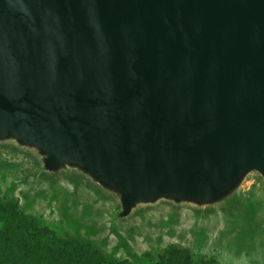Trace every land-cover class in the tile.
Returning a JSON list of instances; mask_svg holds the SVG:
<instances>
[{"label": "water", "instance_id": "95a60500", "mask_svg": "<svg viewBox=\"0 0 264 264\" xmlns=\"http://www.w3.org/2000/svg\"><path fill=\"white\" fill-rule=\"evenodd\" d=\"M116 195L228 208L264 179V0H0V142Z\"/></svg>", "mask_w": 264, "mask_h": 264}, {"label": "rangeland", "instance_id": "374dc122", "mask_svg": "<svg viewBox=\"0 0 264 264\" xmlns=\"http://www.w3.org/2000/svg\"><path fill=\"white\" fill-rule=\"evenodd\" d=\"M40 164L35 151L0 142V198L17 202L57 238L88 241L104 264H155L170 246L186 249L195 264H264V179L257 171L231 207L159 200L113 222L116 195L77 174L50 176Z\"/></svg>", "mask_w": 264, "mask_h": 264}, {"label": "trees", "instance_id": "16d2710c", "mask_svg": "<svg viewBox=\"0 0 264 264\" xmlns=\"http://www.w3.org/2000/svg\"><path fill=\"white\" fill-rule=\"evenodd\" d=\"M106 257L80 238H57L17 202L0 198V264H104ZM155 264H195L186 249L170 246Z\"/></svg>", "mask_w": 264, "mask_h": 264}]
</instances>
